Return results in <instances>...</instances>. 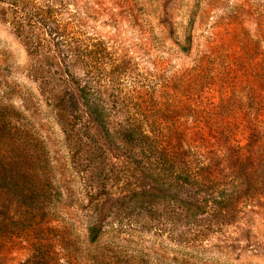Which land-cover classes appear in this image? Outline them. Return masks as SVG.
<instances>
[{
    "label": "rangeland",
    "instance_id": "1",
    "mask_svg": "<svg viewBox=\"0 0 264 264\" xmlns=\"http://www.w3.org/2000/svg\"><path fill=\"white\" fill-rule=\"evenodd\" d=\"M67 1L79 42L108 52L91 81L105 127L69 102L56 116L29 77L34 57L0 21V98L34 104L23 123L55 227L36 243L27 206L0 189L23 238L0 236V264H264V0ZM138 128L175 146L176 168L128 141ZM103 203L107 235L90 245Z\"/></svg>",
    "mask_w": 264,
    "mask_h": 264
},
{
    "label": "trees",
    "instance_id": "2",
    "mask_svg": "<svg viewBox=\"0 0 264 264\" xmlns=\"http://www.w3.org/2000/svg\"><path fill=\"white\" fill-rule=\"evenodd\" d=\"M70 6L71 3L67 0H0V21L13 30L34 57L29 77L39 83V88L46 93V105L56 116H64L69 102L70 107L74 106L81 112L83 110L90 116L93 124L105 127L100 118L93 115L101 106L94 98L91 81L94 60L106 61L108 52L101 42H94L93 39L86 38L83 43L79 42L75 36L79 35L75 31V22L63 19L64 14L72 13ZM86 41L93 43H84ZM181 50L188 51L185 47ZM76 66L81 67L83 79L79 80L71 72V68ZM67 85L73 89L72 92L67 89ZM3 93L4 97L0 98V189L17 196V202L13 203L16 207L27 206L28 210L20 217L28 223L25 235L32 236L37 240L36 243L46 241L55 230L49 217L53 202L51 196L41 192L38 187L42 179L40 172L43 173L39 165L41 156H34L31 152L29 147L33 139L27 128L28 123H23L34 104L26 98L16 108L12 102L13 97L8 99L6 93ZM100 113L103 115L104 111ZM224 133L229 137V143H236L234 147L237 150L246 149V145L243 147L238 140H234L232 131H221V134ZM127 135L128 141L141 145L145 155L149 153L150 160L157 163L160 171L172 170L180 162L178 150L160 132L155 136L152 132L138 128L136 132L128 130ZM206 175V171L203 173L201 169H197L192 176L207 179ZM250 199L245 194L242 201ZM13 204L0 200V236L23 239L19 236L22 235L19 234L21 230L15 232L11 228L14 222L11 218ZM104 219L103 203L97 223L88 228L87 239L90 245L98 244L107 235Z\"/></svg>",
    "mask_w": 264,
    "mask_h": 264
}]
</instances>
